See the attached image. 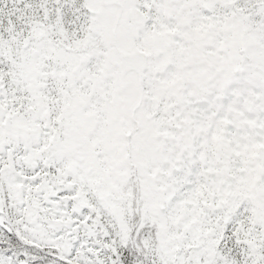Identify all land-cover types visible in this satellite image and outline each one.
<instances>
[{
    "label": "snow or ice",
    "instance_id": "1",
    "mask_svg": "<svg viewBox=\"0 0 264 264\" xmlns=\"http://www.w3.org/2000/svg\"><path fill=\"white\" fill-rule=\"evenodd\" d=\"M0 264H264V0H0Z\"/></svg>",
    "mask_w": 264,
    "mask_h": 264
}]
</instances>
